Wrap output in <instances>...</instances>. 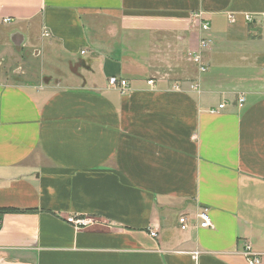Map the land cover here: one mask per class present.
<instances>
[{
    "label": "crops",
    "instance_id": "crops-1",
    "mask_svg": "<svg viewBox=\"0 0 264 264\" xmlns=\"http://www.w3.org/2000/svg\"><path fill=\"white\" fill-rule=\"evenodd\" d=\"M263 15L264 0H0L5 51L57 59L0 81V264H248L246 244L264 264ZM202 39L203 73L187 57Z\"/></svg>",
    "mask_w": 264,
    "mask_h": 264
},
{
    "label": "built area",
    "instance_id": "built-area-1",
    "mask_svg": "<svg viewBox=\"0 0 264 264\" xmlns=\"http://www.w3.org/2000/svg\"><path fill=\"white\" fill-rule=\"evenodd\" d=\"M201 15H197L196 18H200ZM230 21H234L235 17L233 15L229 16ZM260 22L262 24H264V15L261 16L260 18ZM245 20L247 23L249 24H254L258 22V17H256L255 15H246ZM5 23H10L11 20L7 19L4 21ZM202 31H208L209 30V23H203L202 24ZM208 41L205 39L200 40L199 43V48L198 50L195 51H190L187 54L188 59L190 60V62L194 63L196 66H198L199 71L201 73L205 72L207 70L206 65L203 62V57H202V51L204 49H206L208 47ZM83 54L85 52H82ZM149 85L154 86V81H149L148 82ZM109 85L112 88H115L117 90H119L122 94H124L125 92H127L128 90V82L126 80H121L119 78L116 77H112L109 79ZM194 89H198L199 86L198 85H194L193 87ZM245 99L244 97H240L238 99V104L239 106H242L244 103ZM225 108V104H221L219 106V109H224ZM215 112V111H212ZM198 219L200 220L201 224L200 226L202 228H210L212 227V223H211V218L209 215V211L207 209H204L202 211L199 212L198 214ZM67 221L72 224L74 226V228L78 231L92 227L96 224L95 221H93V218L90 217H69L67 219ZM2 223V220L0 218V224ZM179 223L181 225V229L184 231L188 228V219L187 217H181L179 220ZM150 236L153 238H157V233L155 231H150ZM199 255L198 252L194 253V256L197 257ZM243 255L246 258V261L248 264H261L262 263V254L256 253L253 251L251 245L246 244L244 251H243Z\"/></svg>",
    "mask_w": 264,
    "mask_h": 264
},
{
    "label": "rangeland",
    "instance_id": "rangeland-1",
    "mask_svg": "<svg viewBox=\"0 0 264 264\" xmlns=\"http://www.w3.org/2000/svg\"><path fill=\"white\" fill-rule=\"evenodd\" d=\"M1 45V44H0ZM22 53V54H21ZM51 58V59H50ZM52 58L57 61L55 56L51 51L41 50L37 52H16L15 54L5 51L3 45L0 46V81H5V79H10L11 76H17L16 72H20V64L22 65V82L32 79L35 80L36 76L44 74L48 71V63ZM50 59V60H49ZM56 63V62H55ZM16 71V72H15ZM25 72V73H23ZM11 73L13 75H11ZM19 78L16 77V80ZM20 81V80H19ZM96 223V219H93Z\"/></svg>",
    "mask_w": 264,
    "mask_h": 264
}]
</instances>
